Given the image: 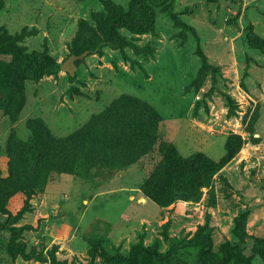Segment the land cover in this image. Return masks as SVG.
<instances>
[{
  "label": "rangeland",
  "instance_id": "1",
  "mask_svg": "<svg viewBox=\"0 0 264 264\" xmlns=\"http://www.w3.org/2000/svg\"><path fill=\"white\" fill-rule=\"evenodd\" d=\"M136 1L0 0V36H17L29 52L47 51L63 63L75 41H90L95 32L101 39L72 79L63 69L20 77L12 55L0 52V193L10 194L0 221L21 227L28 250L53 249L71 264H131L108 263L101 249L128 257L137 244L149 255L145 260L141 253L140 264H202L199 247L187 241L206 222L215 248L231 242L252 256L254 239L239 243L233 228L244 212L248 232L264 236V48L251 43L264 40V0H148L156 9L154 28L123 27L128 43L114 47L104 40L108 24L119 9L133 12ZM125 93L164 117L151 150L123 162L133 141L118 138L121 128L81 142L75 172L47 166L49 134L80 130ZM232 133L245 142L199 200L161 206L145 194L142 185L162 158V144L219 160ZM13 236L0 228V264H50L24 258ZM253 264L264 260L254 255Z\"/></svg>",
  "mask_w": 264,
  "mask_h": 264
},
{
  "label": "trees",
  "instance_id": "2",
  "mask_svg": "<svg viewBox=\"0 0 264 264\" xmlns=\"http://www.w3.org/2000/svg\"><path fill=\"white\" fill-rule=\"evenodd\" d=\"M155 23V6L148 0H137L133 12L126 13L119 9L117 14L112 17L104 40L114 47H124L128 43V39L122 34L121 28L125 27L132 32L142 33L154 28ZM95 36H97L96 32L90 41L88 39L75 41L72 54L95 50L101 41V39H94ZM251 43L259 48H264V40L258 37H253ZM198 51L203 57L204 63L208 64L207 56L200 46ZM0 52L12 55L16 65V74L20 77L39 79L45 74H54L62 69V63L54 59L47 51L29 52L19 44L17 36L12 34L0 36ZM163 118L156 107L145 99L128 93L122 94L80 130L60 138L49 134L51 139L47 140L52 155H49L46 160L47 166L51 170L58 167L57 170L75 172L77 154L83 145L81 142L86 139L98 141V139H102V133L117 132L121 128L124 134L122 136L120 134L118 138L133 141L130 150L128 146L124 147V153L127 152V154L122 160L127 164L133 163L139 154H146L153 148L157 139L158 124ZM244 142L245 139L241 134L232 133L226 141V154L219 160L202 151L184 156L174 144L166 142L161 145L162 158L155 165L142 188L148 197L161 206H168L178 199L197 201L201 198L204 187L210 189L214 187L216 173L240 151ZM39 178L40 176L32 181V188L26 191L29 195L34 193L33 188L37 187ZM13 182L16 187L21 186L19 180H13ZM7 193H0V212L2 213H6L4 205L10 195ZM245 221V213L242 212L235 218L233 233L239 238V243H247L248 237L254 239L252 256L245 254L238 244L231 242H224L219 248H215L213 227L209 222L200 225L195 235L187 242L199 247L197 258L202 264H230L233 259L238 264H253L254 255L260 256L264 260V236L251 235L246 228ZM0 228H9L14 231L12 245L24 258H35L50 264H71L67 260L59 259L53 249H49L47 252L36 249L28 250L26 241L21 239L20 226H9L0 221ZM146 250L145 246L137 244L132 248L128 257H111L103 249H101V256L108 263L111 258H114L120 263L128 260L131 264H140L139 255L141 253L144 254L145 260L149 256ZM158 255L164 258L160 253ZM92 257L94 259L95 254H92ZM89 264H93V262Z\"/></svg>",
  "mask_w": 264,
  "mask_h": 264
},
{
  "label": "water",
  "instance_id": "3",
  "mask_svg": "<svg viewBox=\"0 0 264 264\" xmlns=\"http://www.w3.org/2000/svg\"><path fill=\"white\" fill-rule=\"evenodd\" d=\"M90 50H86L81 54H71L63 63L62 69L67 71L70 75H76L78 69L77 61L83 59Z\"/></svg>",
  "mask_w": 264,
  "mask_h": 264
}]
</instances>
